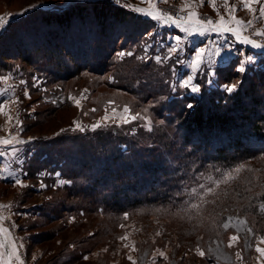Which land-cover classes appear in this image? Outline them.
<instances>
[{
	"label": "trees",
	"instance_id": "trees-1",
	"mask_svg": "<svg viewBox=\"0 0 264 264\" xmlns=\"http://www.w3.org/2000/svg\"><path fill=\"white\" fill-rule=\"evenodd\" d=\"M133 16L128 9L109 0H90L42 17L46 26L61 31L58 36L56 33L53 38H44L43 45L34 54L36 58H48L45 60L48 67L57 63V70L47 76L51 85L54 79L71 77L70 72L64 75L67 65L73 66L76 74L84 71L97 77L104 75L105 71L96 73L90 64L79 62L87 58L81 33L93 30L84 22L88 18L93 20L98 36L112 35V46L98 49L100 58L94 62L113 74L111 80L108 77L100 80L101 85L136 97L135 101L154 103L149 111L159 121L150 131L137 124L113 123L93 130L86 118L87 122L81 124L83 131L74 128L72 122L59 127L64 131L55 132L51 137L37 138V146L57 143L38 152L40 166L54 173L59 170L61 177L72 182L56 189L54 202L47 203H52L53 208L63 206L75 218L95 215L98 232L105 237L110 234L112 240L123 237L132 227L141 232V223L150 229L152 220H159L174 227L177 243L191 251L199 247L205 252V259L213 264L210 246L215 241L226 246L229 235L235 232L222 227L228 217L245 219L253 239L264 237V208L261 207L264 204V71L249 70L250 76L244 73L238 90L232 94L220 86L204 90L199 98H193L185 90L172 92L168 69L151 57L142 61L137 52L121 63L116 61L114 44L121 50H130L155 28L142 17L136 23L131 21ZM76 22L79 23L74 26ZM72 27L80 36L74 39L76 47L70 48L71 42L64 35ZM33 42L29 49L34 48L36 41ZM27 55L24 49L16 57L25 61L30 57ZM7 59L0 54L1 63ZM31 61L36 62L34 58ZM230 65L218 68L223 84L239 79V72ZM112 81L120 83L115 85ZM51 89L53 101L48 103L43 116L48 122L52 118L57 120V112L63 111L62 108H72L65 100H57L54 86ZM189 102L195 105L191 110L185 107ZM68 148L76 160L74 165H71L72 158L65 154ZM241 166L237 173L235 169ZM229 174L233 178L217 187L215 181H223ZM38 178L26 176L23 178L26 187H17L27 191L31 181ZM200 185L205 189L213 187L214 194L203 196ZM31 192L35 190L32 188ZM191 203H199V211L192 210Z\"/></svg>",
	"mask_w": 264,
	"mask_h": 264
},
{
	"label": "rangeland",
	"instance_id": "rangeland-1",
	"mask_svg": "<svg viewBox=\"0 0 264 264\" xmlns=\"http://www.w3.org/2000/svg\"><path fill=\"white\" fill-rule=\"evenodd\" d=\"M82 1L90 0H67V2L65 0H0V16H5L8 13H20L30 5L59 6L64 4V7H67ZM191 1L196 2L193 5L202 3L207 7L208 3L212 7L209 0H203L204 3L202 0ZM169 2L177 5L179 0H171ZM231 2L235 4L230 5ZM122 3L142 8L150 4L149 0H122ZM156 5L160 6L162 11L172 14L174 17L187 16L186 13L180 12L174 5L168 2L164 3L162 0H158ZM227 5L232 8L231 14H229L228 7L225 5V0H215V9L212 7L214 10L208 6L207 9L197 14V17L201 20L211 19L219 22L220 17L223 16L227 22L225 27L233 26L242 29L241 35L243 37H249L264 43V36L255 35L257 31H264V17L259 15V8H256L253 4L255 12L243 13L241 11L244 7L240 0H227ZM58 9L61 8H34L32 11L25 12L24 15H15L6 31L0 34V54L8 57L6 63L0 62V93H3L0 95V100L7 101L8 98H18L19 103L10 105V114L22 122L21 131V127H17L15 123L6 124L7 116L0 114V137L6 136L11 131L24 141H29L30 137L35 138L28 143L18 145L17 147L20 151L15 155L8 154L11 146H7V157L5 154V159L0 158V169L3 171L12 170L17 173L21 172L23 173V178L31 175L34 177L38 176V179H40L31 181L28 190L24 192L20 190V187L14 186V183L11 185L8 183V185L0 187V200H6L5 202L12 205L11 209L0 210V215L6 218L2 223L4 227L11 229V233L15 232L11 234L10 238L15 240L23 264H131V261L128 259L129 256L136 261V264H211L208 258L206 260L205 257L198 255L196 249L191 251L187 247L184 248V246L177 243L175 240L177 234H173L174 227L162 224L159 220H152V228L150 229H148L149 226L145 225V223L139 224L142 227L141 232H138L137 229L135 230L132 227L133 225H131V230L129 228V232L123 234V236H127L126 240H112L113 236L110 234L105 237L98 232L96 228L98 223L94 222L95 215L91 213V210L87 209L88 212H84L92 214V218L90 216L87 218L84 214L75 218L73 213L65 212L67 209L63 208V206L53 208L51 205L54 202L52 197L56 189L69 186L72 182L61 177L62 175L59 170H56L54 173L40 166L41 162L39 157H37L38 152L41 151V148L53 147L57 143L48 144V142H45L40 145L38 143L37 146L35 143L37 138L44 136L51 137V134L62 131V128L59 127L68 126L72 122L74 128H77L74 122L84 124L87 122L86 118L92 129L91 126L97 121L102 120L105 116L106 109L109 116L107 124L121 125L123 123L120 122L119 117L125 115L122 112V108L125 105L133 113H140L142 117H146L148 126H142L146 123L144 119H138L127 125L137 124V127L150 131L149 128L152 129L153 125L159 123L158 120L155 121L152 118L149 111L152 107L154 108V103L144 104L142 101H135L134 98L136 97L101 85L100 80L106 77L111 78L113 74L111 71H108L107 67L103 68L100 65H95L94 62L100 58L98 49L112 46V35L108 33L106 37L98 36L94 31L95 26L91 19L87 18L84 22H87L88 28L92 27L93 30L85 31L84 34L81 33L82 43L84 44H82V48L86 52L87 58L79 59V62L80 64L85 62L86 64H90L96 73L105 71L104 75L97 77L84 71L80 74L77 73V75L76 69L71 65H67L64 75L70 72L71 77L65 80L54 79V84L51 85V79L47 76H49L48 73L50 71L54 72L57 70V63H52L48 67V62H45L48 58H36L34 54L36 48L43 45L44 38H53V34L57 33L58 36L61 33V31H57L53 27L46 26L42 20L45 14ZM129 12L134 15L131 17V21H135L136 23L142 17L151 21L155 26L146 35L145 39H141L137 44H134L132 49H122L125 52L131 51L133 55L138 52L139 59L142 61L148 60L145 58L151 57V60L156 62L154 57L156 55L164 56L167 47L175 43L173 37L179 36L182 38L179 47L183 51L179 52L178 56L184 63H176V55L171 60L158 63L165 65L164 67L170 73L169 86L172 92L185 90L187 94H191L187 89L180 87L179 81L191 72L188 60L192 56V50L196 47L207 46L208 53L206 54V63L202 67V70L198 73L191 72L195 76L194 83H198L201 88L200 93L193 94L195 97H201V93L204 90L209 91L218 86L222 89L221 86L224 85V81L218 75V68L228 66L230 63V66L234 67L235 64H238L243 59L240 55L226 56V54L222 53V56H225V59L222 60L221 56L213 55L214 50L220 45H224L225 48L231 46L233 52L241 50L244 56H251L253 58L251 62L246 63L247 71L245 73L249 76L252 74L249 70H253V72L264 71V57L257 58L253 53L252 47L249 48V45L240 43L233 33L222 31L220 34H217L214 31H207L205 35H199V38L198 35L183 31L184 27L177 26L172 20L169 22L173 23L170 30L164 27L160 30L158 26L164 20H156L150 16L132 11ZM232 16L244 23L239 26L235 25L231 20ZM248 21H251V24L247 23ZM78 23L76 22L74 26L78 25ZM191 28L194 29L193 27ZM178 31H183V34ZM193 35L195 38L192 39ZM64 36L65 38H69L71 44L68 45L70 47L71 45L75 46L74 39L80 35L74 33L72 27ZM84 38H86V42L83 41ZM33 41H36V44L33 45L34 48L29 49L31 44L35 43ZM114 45L113 50H117L114 57L118 63L132 56L118 57L116 54L122 50L117 43ZM24 49L28 52L27 56H30L25 61L20 57H16V54H20V51ZM33 58L36 62L31 61ZM61 59L63 60L64 58L61 57ZM208 61H211V63H208ZM213 72L215 75L212 74ZM239 74L237 73L239 78L237 81L232 80L233 84L241 81L244 73ZM4 77H8L9 79L5 81ZM21 80L26 81V85H21ZM209 81L212 82L209 83ZM112 83L118 85L120 82L112 81ZM34 84L36 86H33ZM63 84L66 85L65 88H62V86L64 87ZM53 86L57 100H65L72 108H62L61 110L63 111L57 112V120H53L52 118L48 122L43 116L48 103H52L53 101L51 95L53 94L51 89ZM25 88H27L28 97L30 98L25 96ZM5 89H7L6 92L4 91ZM85 89L87 90L86 92L84 91ZM82 96L84 98H81ZM69 97L78 99L79 106H77L73 99H69ZM113 108L116 109V112L112 111ZM92 109H96V111H92ZM4 150V148H0V151ZM65 154L69 155L70 158L73 157V154H70L69 148L66 149ZM71 160L73 161L71 165H74L76 160L74 158ZM27 167H29L28 173L26 171ZM43 178L49 182L46 183ZM60 180L66 181V183L60 185L58 183ZM41 182L47 185V187L41 188ZM12 186L17 187V189L11 188ZM32 188L35 192H31ZM46 189L47 191L43 192ZM228 218L226 221L230 224L229 228L235 230L234 234L229 235V237L237 235L238 240L233 242V247H228L229 237L226 246L223 242L215 241L210 246L212 258L214 259L213 264H264V257H260V254L255 250L259 237L253 239V234L248 231L250 228L245 219L233 216V219L229 221ZM240 221H245V223L240 224ZM74 227L75 229H73ZM147 229L149 232H147ZM157 233L160 234L157 235ZM125 244L128 247H125ZM259 246L264 248V244H260ZM133 247L135 250H133ZM146 247H149V249L147 250ZM105 249L107 250L105 251ZM160 251L164 252V257L159 255ZM237 252L241 254L243 260L237 259ZM76 254H78V257H74ZM84 257L88 258L84 259ZM11 264H19V262L13 258Z\"/></svg>",
	"mask_w": 264,
	"mask_h": 264
},
{
	"label": "snow or ice",
	"instance_id": "snow-or-ice-1",
	"mask_svg": "<svg viewBox=\"0 0 264 264\" xmlns=\"http://www.w3.org/2000/svg\"><path fill=\"white\" fill-rule=\"evenodd\" d=\"M65 2H67V0H65ZM110 2L114 3L117 6L124 7L126 9H128L129 11L139 13V14H143L145 16H150L152 19L165 20V21L166 20H172L173 23L177 24V26H180L181 23H183L184 25H190L191 23H195L196 27L194 29H191L188 26H185L182 29L183 31L189 32L190 34L205 35L207 33V31H214L217 34H220L222 31L227 32V33H233L234 35H236V37L240 43L247 44V45H249L255 49H264V43H258L254 39H251L249 37H243L241 35L242 29H238V28L233 27V26L225 27V24L227 22L224 20L223 16L220 17L219 22L213 21L211 19L201 20L199 17H197L196 13H194V12H188L186 17H178V16L174 17L170 13L161 12V10L158 9L155 6V4L151 3V0H149V3H150L149 9H145L142 7H137V6H133L130 4L122 3V0H110ZM162 2L167 3L168 0H162ZM202 2H203V0H202ZM241 2L243 4L244 9H246L249 12H255V9H253L252 6H253V4H259L260 0H241ZM209 3L215 9V0H209ZM225 5H226V7H228L227 0H225ZM64 6H65L64 4H61L59 6H57V5H30L28 8L23 9L20 13H15V14L8 13L5 16H0V34H3L6 31L8 25L10 24L11 20L13 19V17L15 15H24L25 12L32 11L34 8H43V7H53V8L60 7V8H63ZM185 7H190V6L186 5ZM179 11L183 12V11H185V8H181V9H179ZM228 11H229V14H231L232 8L228 7ZM259 15L264 17V6L259 8ZM231 20L237 26L242 25L244 23L243 21L237 19L234 16L231 17ZM247 23L251 24V21H248ZM205 26H207V27H205ZM149 35H151V34H149ZM255 35L264 36V31H257L255 33ZM181 39L182 38L179 36L173 37V40L175 41V43L173 45H169L167 47L166 54L164 56L156 55L154 57L155 61L157 63H164L165 61L171 60L172 57L174 55H176L177 56L176 63H184V61L180 60L179 56H178V53L183 51V49L179 47V45L181 43ZM225 43H227V41H225ZM207 53H208L207 46L196 47L192 50V56L188 60V64H189L191 72L198 73L202 70V67L206 63L205 57H206ZM222 53L226 54V56L240 55L241 57H244L243 51L236 50L235 52H233L231 46H228L227 48H225L224 45L218 46L214 50L213 55L221 56L222 60H223V59H225V56H222ZM116 55L120 58H123L126 55L131 56V55H133V53L131 51L125 52L122 50V51L118 52ZM252 59L253 58L251 56H247V57L241 59L238 64L234 65L233 70L236 72H239L241 74L245 73L247 71L246 63L251 62ZM208 63H211V61H208ZM191 72L179 81V85L181 88L187 89L188 92L191 94H198V93H200L201 88H200V85L198 83H194L195 76L193 74H191ZM212 74L215 75L214 72ZM3 79L5 81H7V79H9V78L4 77ZM109 79H111V78H109ZM211 82L212 81H209V83H211ZM26 83H27L26 81H23V80L20 81L21 85H26ZM33 86H36V85L34 84ZM239 86H240V84H239V82H237L235 84L226 83V84L222 85L221 87L228 94H232L238 90ZM4 91L6 92L7 89H5ZM84 91L86 92L87 90L85 89ZM2 94L3 93H0V95H2ZM24 94L26 97H28L27 88H25ZM28 98H30V97H28ZM81 98H84V97L82 96ZM193 98H195V96H193ZM69 99H73L75 101V103L77 104V106H79V100L78 99H76L75 97H69ZM17 103H19L18 98L17 99L8 98L7 101L0 100V114H4L7 116V119L5 121L6 124L15 123V125L17 127H21L22 122L19 121L18 118L14 117L13 115L10 114V111H11L10 105L17 104ZM185 107L187 109L191 110L195 107V105L193 103L189 102L185 105ZM92 111H96V109H92ZM112 111L116 112V109L113 108ZM145 111H147V109H145ZM122 112L125 115L122 117H119V120L123 124H130L133 121H136L138 119H144L146 121V123H145V125H142V126H144V127L148 126L147 125V118L142 117L140 115V113H133V111L127 105L123 106ZM108 121H109V116L107 115V109H106V114L102 118V120L97 121L91 127L93 130H95L96 128L105 127V126H107ZM74 124L81 131L84 130L83 126L79 122H74ZM149 130H151V129L149 128ZM21 131H22V127H21ZM62 131H64V130H62ZM33 139H35V138L30 137L29 141H24V140L20 139L17 134H13L11 131H9L6 136L0 137V148L5 149L4 151H0V156H4L5 152L8 151L7 146H11L10 152L8 154L15 155L16 153H18L20 151V149L17 147L18 145L28 143V142L32 141ZM242 167L243 166L235 169V171L237 173L240 172ZM0 171H3V170L0 169ZM8 175L13 178L14 186L26 187V185L23 183V181L14 172H10ZM7 178H8V176H0V179H7ZM231 178H233V177H231V175L229 174L228 177H226L223 181L216 180L215 184L218 187L221 182L227 183L228 180ZM58 183L60 185H63L66 183V181L60 180V181H58ZM40 187L46 188L47 185H45L43 182H41ZM200 187H201V189L204 190L203 196H207L209 194H214V192H215V189L213 187H208L206 189L204 188V185H200ZM195 191L196 190L193 189V192H195ZM203 196L199 197V199L201 201H203ZM11 207H12L11 204H0V210L11 209ZM189 207L192 210L199 211L200 204L199 203H191ZM261 207L264 208V204H262ZM125 216L127 218V214H125ZM5 219L6 218L3 215H0V235H2L7 240V244H5L3 241H0V248H7L8 251L0 252V264H11V261L13 258H15V260L18 261L19 264H23V261L20 258L18 247L16 245L15 240L10 238L11 229L3 226L2 221H4ZM232 219H233L232 217L228 218L229 221ZM243 223H245V221H240V224H243ZM13 226H15V225H13ZM121 227H123V225H121ZM222 227L225 230H227L230 227V224L228 223V221H225L222 224ZM248 231L250 233L252 232L251 229H248ZM159 234L160 233H157V235H159ZM119 239L122 241L126 240L127 236L119 237ZM237 240H238L237 235L230 236L228 247H233V242L237 241ZM260 244H264V237L258 238V243H257V246L255 248L256 252L260 254V257H264V248L260 247L259 246ZM20 247H22V245H20ZM125 247H128V245L125 244ZM106 250L107 249H105V251ZM133 250H135L134 247H133ZM196 251H197L198 255H200L201 257L205 256V252L203 250H201L199 247L196 249ZM159 255L161 257L165 256L164 252H162V251L159 252ZM236 256H237V259L243 260V257L241 256V254L239 252L236 253ZM5 257H6V259H5ZM87 258L88 257H84V259H87ZM128 259L131 261V264H136V261L133 260L131 256H129ZM225 259H227V258H225ZM258 259H259V257H258Z\"/></svg>",
	"mask_w": 264,
	"mask_h": 264
},
{
	"label": "crops",
	"instance_id": "crops-1",
	"mask_svg": "<svg viewBox=\"0 0 264 264\" xmlns=\"http://www.w3.org/2000/svg\"><path fill=\"white\" fill-rule=\"evenodd\" d=\"M157 1L158 0H151V3L152 4H155V6L158 8V9H160L161 10V12H163V13H165L164 11H162V9H161V7L160 6H157L156 5V3H157ZM169 1H171V0H168V3L169 4H172V5H174L178 10L179 9H181V8H185V11H183V13H186V14H188V12H194V13H196V15L197 14H199V13H201L202 12V10H205V9H207V7L209 6L212 10H214L208 3H207V7H205V5L204 4H202V3H199L198 5H193V4H195L196 2H192L191 0H179V2L177 3V5L176 4H174V3H171V2H169ZM240 2H241V0H240ZM204 3V2H203ZM233 4H235V3H233V2H231L230 3V5H233ZM186 5H188V6H190V7H185ZM243 5V4H242ZM255 5V7L256 8H260V7H262V6H264V0H260V3L259 4H254ZM254 5L252 6L253 8H254ZM143 8H145V9H149L150 8V4H149V6H145V7H143ZM200 9H201V11H200ZM241 12H246V13H249V11H247V10H245V9H243ZM171 20H164V22L163 23H161V24H159V29L161 30V29H163V27L164 28H166L167 30H170L171 28H172V24L173 23H169ZM166 22V23H165ZM177 25V24H176ZM180 26H182V27H185V26H188V27H193V28H195L196 27V25H195V23H191L190 25H184L183 23H181L180 24ZM206 27V26H205ZM192 29V28H191ZM179 33H182L181 31H178ZM183 34V33H182ZM199 36V35H198ZM193 38H195V36L193 35L192 36V39ZM199 38H200V36H199ZM258 43H263V42H260L259 40H256ZM251 46H249V48H250ZM248 48V49H249ZM253 49V53L255 54V56H257V58L259 57H264V49H255V48H252ZM246 52V51H245ZM245 57H247L246 55L243 57V58H245ZM5 154H6V157H7V153L5 152ZM0 158L1 159H5V155L4 156H0ZM10 172H13L12 170H10V171H3V172H0V176H8V180H5V179H0V187H4V185L6 186V185H8V183H10V185L13 183L12 181H13V178L11 177V176H9L8 174L10 173ZM17 176H19V178L22 180V181H24V179H23V173H21V172H19V173H17V172H14ZM11 188H14V186H12ZM1 190V189H0ZM3 191V190H2ZM6 200H0V203H7L8 204V202H5ZM13 233H15L14 231L11 233V234H13ZM0 241H3L5 244H7V240L2 236V235H0ZM5 251H8V249L7 248H0V252H5ZM5 259H6V257H5Z\"/></svg>",
	"mask_w": 264,
	"mask_h": 264
}]
</instances>
